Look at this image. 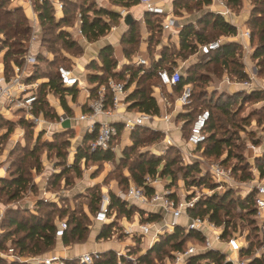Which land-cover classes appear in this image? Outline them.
I'll return each instance as SVG.
<instances>
[{"label": "trees", "instance_id": "1", "mask_svg": "<svg viewBox=\"0 0 264 264\" xmlns=\"http://www.w3.org/2000/svg\"><path fill=\"white\" fill-rule=\"evenodd\" d=\"M10 0H0V33L4 35V41L2 45L7 48L3 55L4 71L11 73L13 67L20 63V57L24 52V43L28 39L31 22L25 9L21 6L14 8H8L4 6L5 2ZM12 1V0H11ZM186 1H193V6L199 8L202 5L207 4L209 0H174L173 6L185 5ZM225 3L234 11H238L242 0H224ZM33 8L37 13L40 27V48L47 46L51 53H56L59 48H55L53 43L59 41L60 46L67 50L75 48L79 51V45L76 43V39L71 35L69 30L74 22V16L76 11L81 15L80 29L85 37L86 41L94 42L97 39L104 36L112 26L117 24L119 16L115 11L108 9L102 1L99 0H73L67 1L63 8V15L61 18L56 19L54 9L49 0H32ZM250 8L248 10V16L245 20V25L249 30V58H253L256 64L264 68V0H249ZM106 3L113 6L131 7L137 5L139 0H107ZM144 22L148 31L147 40V52L149 56V66L143 67L140 65L127 64L122 66L119 70H115V60L112 57V48L110 45L101 47L97 53V58L100 61L98 65L94 60H91L86 69H92L93 72H88L85 75L86 82L90 83L88 97L94 96L95 89L104 84L107 79H113L115 81H124L125 86L129 87L131 83H134L133 88L128 92L125 101L128 102V111H140L151 115H157L159 113L158 105L155 98L152 96L153 87L158 85V79L156 77V71L159 69H166L170 71L177 63V58L185 59L187 55L195 53L197 57L204 58L205 61L201 66H206L212 63L218 67L219 71L224 68L226 72L234 76L237 79H243L246 77L243 71V64L235 58V52L241 49L240 44L237 41L229 40L227 42H221L219 47L209 52L208 54H199L196 52V44H201L216 38L206 39L204 36V28L216 29L218 35H234L235 27L224 21L219 15L212 12L203 11L197 18V23L201 25V28L195 30L191 23H184L178 30V47L176 50H168L163 47L159 50V54L155 57L150 51L156 45L159 40L156 39V33H160L159 15H155L145 11ZM134 22L127 25V31L125 37L121 39V43L128 44V47L123 48V52L128 56L134 49L138 36L134 29ZM256 35V43H250L253 37ZM215 37V36H214ZM52 44V45H51ZM56 51V52H55ZM239 53V52H238ZM56 55V54H55ZM57 56V55H56ZM38 64L33 67L32 73L29 79L45 78L38 88V97L33 105L32 112L34 115L42 114L44 117L57 118V113L51 109V106L47 100V94L52 92L59 95L60 104L66 114L71 113V108L65 100V96L70 95L71 100L76 98L78 89L75 87H64L59 81L55 71L44 73V76L38 74L39 61L43 60L50 67L53 61H47L42 57L39 52L37 54ZM61 63L66 62L71 67L70 59L62 57ZM231 65L232 69L229 68ZM65 66V65H64ZM88 66V67H87ZM95 69V70H94ZM262 69H260L261 72ZM258 72V71H257ZM225 73V72H224ZM208 73H202L201 75H195L193 68L191 67L186 72L181 73L178 82L172 87L173 91L179 92L184 85L189 84L191 87V94L189 105L192 100L199 99L205 94L204 87L202 85L205 81H208ZM258 76V75H257ZM207 78V79H206ZM155 80V81H153ZM156 84V85H155ZM197 87L198 90H194ZM245 95L244 98L260 99L264 96L263 89H252L249 92L240 91ZM227 96H231L227 94ZM228 104L224 101L221 103H214L213 109L220 113L225 112ZM211 106L207 104V107ZM86 105L83 106L82 111H87ZM264 111V108H262ZM193 109H186L177 114V118H189L192 115ZM259 115V114H258ZM263 127H264V112L261 114ZM194 117V116H193ZM192 117V119H193ZM185 120V122H186ZM192 121V120H191ZM0 122L3 125H7L8 134L12 131L13 123L6 120L0 115ZM219 122V118L215 114H211L204 126L203 132L205 134L204 140L195 147L200 148L202 144V153L208 156L219 157L224 149L229 147L230 139L217 137L216 130ZM257 122L260 119L257 118ZM191 123V122H190ZM0 124V125H1ZM117 130H120L119 123H113ZM162 132L152 130L147 126H136L129 132V142L126 148L122 151V159L124 160V166L129 173V183L137 187H142L146 193H150L153 189L146 185V178H155L158 174L162 177L170 178L169 185H165L166 188L170 187L176 176L171 169L175 164L174 158H169L166 155L156 153H144L138 152L133 159L129 160L130 155L134 152L135 148L139 145H144L156 140ZM94 137V133H85L83 137V143L85 146H79L74 152L73 162L69 168L73 172L79 173L77 169L79 162H102L110 161L113 159V151L107 150H92L88 148V143ZM4 138V137H3ZM254 142H256L254 140ZM1 143V140H0ZM67 144V143H66ZM43 146L49 150H55L57 156H62L60 147L56 143L44 142ZM176 148L175 146H172ZM177 149V148H176ZM194 149V150H195ZM227 151V156H229ZM39 148L28 149L20 147L17 150L14 149L10 153L9 161V177H0V193L5 194V200L7 202L19 200L25 192L34 189L35 186L32 183L31 170L39 171L41 168V162L39 158ZM255 170L257 177H264V152L260 155H254ZM226 162V159L223 160ZM178 171H182V179L189 187L195 186H207L208 188H215L213 183L207 185L204 178L199 175L196 178H192V173H199L198 163L195 160H188L182 163H178ZM68 168L63 167L61 174L56 175L55 182L61 180L62 176L68 173ZM231 170H238L237 167L232 166ZM190 177V179H188ZM240 178H247L240 177ZM127 187V177H122L119 181ZM231 189H223L220 193H211L209 196H203L198 198L195 202L194 208L189 210L191 215H197L200 217L206 216L210 221L214 222L216 226L221 227L222 238H226L235 231V222L232 218L237 217L242 220L241 214H234V209H239L247 216L253 217L256 213L254 207V189L248 190L243 196H235L232 194ZM109 203L108 209L114 207L118 214L128 217L131 214V209L134 210V215L138 216L141 220H155L158 218V214L150 213L147 217H143V211L135 205L126 207V203L116 198V195L108 192ZM100 199V193H91L88 199V211L95 212L97 203ZM46 203L43 199H38L36 207L41 208ZM131 208V209H130ZM28 210V208H27ZM25 209L20 210L18 208L10 207L4 210L3 217L0 222V251H7L8 248H13L16 254L27 256L43 255L50 251L56 243V237L54 235V222L49 217H44L40 213H31ZM59 215H67V222L69 225L66 233L61 237L62 242L69 243L71 241L81 242L85 239V233L87 230V224L83 223L87 220L86 215L81 211L74 209H58ZM252 224L254 221L248 219ZM116 225L114 222H109L100 227L96 234V239H107L110 235L112 228ZM262 225L264 226V216L262 218ZM255 228V227H253ZM248 240V236L245 237ZM202 238L195 231L184 232L183 228L176 226L171 233H165L160 235L158 239L148 248L144 253L139 254L136 258V264H160L163 259H171V251L183 249L187 243L201 242ZM137 244L139 240H136ZM137 248L131 247L130 253H137ZM135 251V252H133ZM247 247H241L239 250V256L248 254ZM99 257L94 260V264H115V252L113 250H106L98 253ZM203 259H208L214 264H220L223 259V255L214 251H208L188 257L186 264H200ZM67 264H83L78 263L76 258L66 259ZM0 264H39L34 262H19L16 260H8L0 256ZM127 264V263H125ZM247 264H261L257 258H253L247 262Z\"/></svg>", "mask_w": 264, "mask_h": 264}, {"label": "rangeland", "instance_id": "2", "mask_svg": "<svg viewBox=\"0 0 264 264\" xmlns=\"http://www.w3.org/2000/svg\"><path fill=\"white\" fill-rule=\"evenodd\" d=\"M102 3L105 4L103 0ZM16 4L17 3L15 0H10L5 2L4 6L8 8H14L17 7ZM110 5L107 4L106 7L116 12L119 11L118 8H116L117 6L111 7ZM178 6H181L180 8L183 9L188 15L193 14L194 11L201 10V8L198 9V7L193 6V1H186L185 5L180 4ZM139 7L140 6H138V8ZM130 8L131 7H128L126 9ZM196 25L197 29L201 28L200 24ZM133 26L137 33L136 25L134 24ZM112 28L115 29V32H121L120 39L125 37V32L128 30L120 23L119 19L117 24H115ZM114 29L112 30L113 32ZM215 30L216 29H210L208 26L205 27V38L220 39L221 35H218ZM111 33L109 31L104 36L94 41V43H92L90 46H87L84 51L80 46L78 49L79 51H77L75 48L67 50L60 46L59 41H56L53 43V45L55 48H59V50L57 52L55 51L56 53L53 55V53L48 50L47 46H44L39 50V54L47 61L52 60L53 64L49 67L47 62L45 63L43 60H40L38 74L40 76H44V73L54 72L57 66L69 65L66 62H60L61 58L65 57L67 59L69 58L70 62H73V64L76 65V70L74 71L76 76L79 79H83L85 74L83 71V65L87 60L93 59V56L96 54V52L92 53L94 51L93 49L96 48L95 45L102 44L103 41L107 40V37L111 36ZM155 38H158L159 42L156 45L152 44L153 48L150 51L153 55H156L158 50L163 47H166L168 50H176V46L171 41L163 39L161 32L159 34L156 33ZM2 41H4V35L0 33V63L2 62L4 64L3 55L7 48L2 45ZM137 42L134 46V49L137 48ZM256 42L257 40L255 35L250 43ZM116 53H118V51H116ZM148 56H151L150 53ZM248 56L249 55H246V52L243 48L240 50L238 49L235 52V58L242 62L243 71L246 74V77L243 79H237L230 75L228 72H226L225 68L222 71H219L218 67L212 63H209L206 66H201L205 59L197 57L194 52L187 55L185 59L176 57L175 59L177 63L174 65V68L180 67L183 73L192 67L195 75H201L202 73H208L207 75H209L208 81H205L202 85V87H204L205 94L199 99L192 100V103L186 108L193 109V112L192 115L187 118L188 120L183 118L184 123H182L183 125L180 127L178 138L174 141L180 150L172 147L174 146L172 142L171 144H165V139L167 138H165L164 134L162 133V135H160L156 140L137 146L134 152L130 155L129 160L133 159L138 152H153L161 155L164 154L169 158H174L175 164L171 167V169L173 170L176 179L174 180V183L167 188L173 189L177 194H182L183 190L191 191L189 192L190 196L197 198L209 196L211 193H220L223 191V189L227 188L232 190L233 195L240 197L243 196L252 185L264 184V177H257V173L254 168V154L251 152V150H249V146L253 145L258 150L255 155H260L262 152H264V127L263 121L261 119V114L264 112L262 110V108H264V96L260 99L244 98L245 95L240 91L249 92V90L239 88L240 83L245 81L250 75L254 76L257 81H260L262 83L261 85L264 87V68L260 67L261 65L258 66L255 60L251 57L249 58ZM229 68L232 69L231 65H229ZM260 69H262L261 72ZM88 71L93 72L92 69H89ZM224 72L228 77L229 83L226 85H220V87H218V79H220L222 73ZM6 75L9 76L10 73H6ZM86 83L90 85V83ZM87 84H83L84 90H86ZM197 90L198 88L195 87L192 91L196 92ZM78 91L79 92L74 100H71L70 95L65 96V100H67L68 106L71 108V113L67 114L69 116L73 115L74 111L77 112V106H79V108L81 107L79 104H81L84 100L83 95H86L84 91ZM160 91L162 93L166 92L164 88L160 89ZM227 94H230L231 96H227ZM47 100L51 106V109L57 113V118L52 116L44 117L42 114L30 115L23 108L15 111L11 109L7 111V116L5 118L6 120H9L13 123L11 126L12 131L9 134L7 132V125H3L0 122V174L5 173L4 176L0 177H9L8 166L9 161L11 160L10 153L14 149L17 150L20 147H25L28 149L39 148L38 155L41 162V168L39 171L31 170L32 183L34 184L35 188L25 192L19 200L12 202H7L5 200V194L0 193V208L3 209V211L13 206L14 208H18L20 210H27L28 208L27 211H30L31 213H40V215L44 217H49V219H51L54 223L60 219H67L68 214L60 216L58 209H74L76 211H81L87 217V220L83 221V223L87 224L85 239L81 242L71 241V244H83L88 240L92 244L94 242L100 244V239L98 240L94 238V235L96 234V232L94 234V231H98L99 228H96V226L91 221L92 212L88 211V199L91 193H100L101 196L102 193H108L109 191L116 193L119 189H125L126 185L119 182L122 177H127V185L129 184V173L123 163L124 160L122 159V151L124 148L130 145V142L124 141V144L119 145L120 139L118 138L116 143L113 145V159L110 161H87L84 163L81 161L77 166L79 173L69 170L73 162L74 152L77 147L86 145V142L83 143L84 135L82 128H80L82 126L78 124L79 122H71V125H75V128L71 127L63 129L62 126H59L58 124L60 121V115L66 114V112L60 104L59 95L49 92L47 94ZM222 101H225L228 105L226 106L225 112L220 113L219 111L213 109V104H218ZM207 104H210L211 106L207 107ZM201 109H207L209 116L211 114H215V116L219 118L216 130L217 137L230 139L229 147L224 149L219 157L203 154L201 149L202 144L200 148L193 151L195 161L198 163L199 173L194 172L190 175H192V178H196V176L199 175L200 177L204 178L207 185L209 183H213L215 188H208L207 186L189 187L182 179L183 170L178 171V167L180 166L178 163L184 162L181 151L188 149L184 140L187 137L190 122L192 117ZM257 118L260 119V122H257ZM153 120L154 121L152 122H146L145 125L150 128L162 131L158 127L161 124L159 122L161 119L155 117ZM154 122L157 124L155 127H153ZM254 140L256 142H254ZM44 142L56 143L60 147L61 153H63V155L61 157L57 156L55 150H49L47 147L43 146ZM227 151H229V156H227ZM224 159H226V162H223ZM215 164H219L224 169L230 170L229 180H213L210 174V167ZM232 166L237 167L238 170L232 171ZM63 167L68 168V173L64 174L61 180L55 182L56 175L61 174ZM245 176L247 177L246 179L240 178ZM155 178L158 179V181L155 183L157 187L162 185L168 186L170 183V178L168 177H162L157 174ZM188 179H190V177ZM38 199H43L46 201V203L42 205L41 208L36 207V202ZM134 212L135 211L131 209V214L128 217H125L121 214H118L114 207L110 208L108 211V217L111 218L110 222H114L116 224L111 230L113 232V237H110L109 240H111L110 242L116 245L117 250H119L120 247L129 240L135 243L133 248H137L136 250H139L141 247H138L140 241L137 244L136 240L138 237L136 235L128 236L127 234L124 235L122 233L124 229L122 224L126 223L124 222L125 220L127 222H131ZM232 212L234 214L242 215V220L238 219L237 217L232 218V221H234L236 225L235 231H233L232 234L238 236V241L241 244V247H247L248 245L249 249L248 254L242 255L240 257L245 258L248 261L253 258H257L261 264H264V226L261 223V219L256 215L253 217L247 216L237 208ZM248 219H252L254 222L252 224H248ZM246 236H248V240L245 239ZM107 243L109 244V242ZM56 244L57 243H55V245L52 247V250H55ZM85 245L86 244L83 246ZM105 246L107 245L105 244ZM3 253H7V251H3ZM159 263L166 264V260L163 259Z\"/></svg>", "mask_w": 264, "mask_h": 264}, {"label": "built area", "instance_id": "3", "mask_svg": "<svg viewBox=\"0 0 264 264\" xmlns=\"http://www.w3.org/2000/svg\"><path fill=\"white\" fill-rule=\"evenodd\" d=\"M43 1V0H39ZM54 12L63 11L64 5L67 1L73 0H49ZM143 5L144 11L162 16H166L163 7L157 4L154 0H139ZM212 7V13L219 15L224 21L232 24L235 27V34L238 38V43L245 51H249V43L242 44V40L249 41L250 33L246 26L240 27L234 21L235 14L233 10L225 3L224 0H209L208 2ZM26 6L30 12L31 30L28 39L24 43V52L20 57V63L13 67L10 75H6L4 66L0 63V115L6 118L7 111L25 109L30 115H34L32 112L33 105L38 97V88L42 80L29 79L32 69L38 64L37 54L38 44L40 43V27L37 13L33 8L32 0H17L16 6ZM117 11L120 20L125 15V11L122 7ZM163 29H168L171 21L169 19H161L159 22ZM81 15L79 12L75 14L74 30L71 33L73 36H79L85 39L81 29ZM86 40V39H85ZM221 41L220 39L210 40L204 43L197 44L196 52L199 54H208L211 51L216 50ZM132 64L137 66L147 67V59L143 57H136L132 60ZM59 81L64 87H75L76 89L84 90L83 84H87L84 80L79 79L72 67H66L60 65L55 71ZM179 67L172 68L170 71L162 68L156 71V77L158 84L166 87H173L181 76ZM221 82L228 83V77L224 76ZM242 89H263V85L258 83L257 79L250 75L245 81L240 83ZM90 88V85H86ZM158 88V87H157ZM129 87L125 86L124 81H115L113 79H107L104 84L99 85L94 92L93 98L87 102V111H80L77 114L71 116L67 114L60 115L59 124L68 119L71 121H87V125L83 130L85 133H94V137L88 143V148L92 150H113V145L117 139H120L119 145L124 141H129V132L136 126H146V122H151L154 118L153 115L140 112V111H128L125 98L128 94ZM86 97H88L89 91L86 88ZM191 89L190 85H184L179 93L174 97L173 104L177 107H183L189 103ZM152 96L156 99L159 98L165 105H169L167 98L161 94V92H152ZM122 109V113L118 112ZM41 115V114H38ZM119 115L120 130H117L113 123L107 121H100L98 116L108 117ZM171 115H162L164 122H169ZM209 118V112L207 109L199 110L193 117L186 139L184 140L188 149L185 153H182L184 161L190 159L195 160L193 151L197 145H199L205 138L203 132L204 126ZM148 127V126H147ZM1 132V131H0ZM165 144H171L170 139H165ZM251 150H255L253 145H250ZM210 174L213 180L227 181L230 179V170L224 169L219 164L212 165L210 167ZM158 179L146 178V185L153 190L150 193H146L142 187H137L132 183H129L123 190H117L116 198L126 203V207L135 205L143 211V217H147L150 213L158 214V218L151 221L141 220L138 216L134 215L131 222L122 224L124 235L138 237L140 249L137 253H130V247H134L135 243L123 244L119 250H115V264H136V258L139 254L144 253L152 244L158 239L160 235L165 233H171L176 226L183 228L184 232L195 231L197 232L202 241L199 243H187L181 250L171 251V259H166V264H186L188 257L208 251H214L223 255L222 263L229 261L231 264H247V259L239 256V250L241 244L238 241V236L231 234L226 238H222L221 227L216 226L214 222L210 221L206 216L200 217L197 215H191L189 210L194 208L197 197L190 196L187 190H183L182 194H177L173 189H168L166 186H160V189H156L155 183ZM254 189V207L256 210L255 215L260 219L264 216V184H254L249 187L248 190ZM108 193H102L97 203V208L91 216L92 223L100 229L101 226L109 223L111 218L108 217ZM3 209L0 208V222L3 217ZM183 218L181 222L179 219ZM123 219H125L123 217ZM54 235L56 239L61 237L68 230L69 224L67 219H60L54 223ZM2 232L0 228V233ZM113 237V232L107 239ZM136 237V238H137ZM138 246V247H139ZM0 256L8 260H16L19 262H34L39 264H67L65 259L56 253H49L45 256H28L16 254L13 248H8L7 253L0 251ZM99 257L98 252L82 253L75 257L78 263L94 264V260ZM200 264H214L208 259H203Z\"/></svg>", "mask_w": 264, "mask_h": 264}, {"label": "crops", "instance_id": "4", "mask_svg": "<svg viewBox=\"0 0 264 264\" xmlns=\"http://www.w3.org/2000/svg\"><path fill=\"white\" fill-rule=\"evenodd\" d=\"M14 1V0H12ZM99 1H102V0H99ZM107 0H103V2H105V6L107 5L106 3ZM157 4L161 5L165 11V14L166 16L163 18L162 16H159V22L161 21V19H169L171 21L168 29H163L160 25V32L161 34L163 35V39L164 40H169L171 41L175 46L176 48L178 47V30L181 28V26L184 24V23H191L193 28L195 30H198L197 29V18L199 17L200 14H202L203 11H208V12H212V7H209L208 5H210L209 3L207 4H204L202 5L201 7V10L199 11H194L193 14H186L184 12L183 9H181L180 7L181 6H178V7H175L173 6V2L174 0H154ZM15 2L17 3V0H15ZM109 4V3H108ZM17 5V4H16ZM23 8L25 9L28 17L30 18V12H29V9L28 7L26 6V4H23ZM110 5V4H109ZM111 7H114L113 5H110ZM138 6H140L138 8ZM22 7V6H21ZM119 7H122V6H117L116 8H119ZM124 9V11L128 14H130V16L132 17V20L133 22L135 23L136 27H137V35H138V41L137 42V48L134 49L128 56H126L123 52V48L125 47H128V44H125V43H121V39H120V33L121 32H115V29L114 28H110L111 32H113L112 30L114 29V32L111 33V36L110 37H107V40L106 41H103L102 44H99V45H95L96 48H94L92 53H95L96 54L93 56V59H89L85 62V64L83 65L84 66V69L83 71L85 72L84 74V78L81 79V80H85V75L89 72L88 69H85L86 65L91 61V60H94L98 65L100 64V61L99 59L97 58V53L99 51V49L105 45H110L111 48H112V57L114 58L115 60V70H119L120 68H122V66L124 65H127V64H131L132 63V60H134L136 57H143L145 59H147V62H148V66H149V56L147 54V40H148V31H147V27H146V24L144 22V19H145V11H144V8H143V5L141 3H138L137 5H134V6H131L130 9H126V7H122ZM128 8V7H127ZM250 8V5H249V2L247 0H242L241 1V4L239 6V9L238 11H233L234 14H235V19L234 21L236 22V24H239L240 27H243V26H246L245 25V20L248 16V10ZM112 10V9H111ZM114 11V10H112ZM116 12V11H115ZM77 13V11H76ZM75 13V14H76ZM117 13V12H116ZM125 13V14H126ZM118 14V13H117ZM186 14V15H185ZM63 15V11L61 12H57L55 13V17L56 19H59L61 18ZM119 20H120V17H119ZM74 22H75V16H74ZM74 22L71 26V28L69 30H71L70 32L72 33L73 30H74ZM120 23L125 26L127 28V25H125L123 22H122V19L120 20ZM108 31V32H109ZM72 35V34H71ZM73 36V35H72ZM74 38L76 39V43L83 48V51L84 49L87 47V46H90L92 45V43L94 42H88L86 41L85 39H83L82 37H79V36H74ZM229 40H232V41H238V38L236 36V34L234 33V35H224V36H220V41L221 42H227ZM41 43V42H40ZM40 43L38 44V50L40 48ZM96 43V42H95ZM247 43H249V41L247 40H242V44L246 45ZM197 45V44H196ZM248 45V44H247ZM161 46V45H160ZM240 47H241V44H240ZM160 48V47H159ZM242 48V47H241ZM197 49V47H196ZM118 51V53H116V51ZM160 50V49H159ZM159 50H158V53L156 55H154L155 57L158 56L159 54ZM246 52V55H248V50L245 51ZM84 53V52H83ZM69 56V55H68ZM70 57V56H69ZM249 57V56H248ZM2 63V62H1ZM3 64V63H2ZM147 66V67H148ZM71 67L72 69L75 71L76 70V65L73 64V62H71ZM179 70L181 71V68L179 67ZM182 72V71H181ZM183 73V72H182ZM224 76H227L226 73H222L220 79H218V82H217V86L220 87V85H226L228 83H225V82H221L222 78ZM42 81H45V78H40ZM258 83H261L260 81H258ZM262 84V83H261ZM134 86V83H131L130 86H129V90L128 92L133 88ZM240 89L242 88L241 85H239ZM158 87V88H157ZM164 88V90H166L165 93H162L160 91V89ZM87 89L89 90V87H87ZM219 89V88H218ZM80 90V89H78ZM84 91V90H82ZM153 93L156 91L158 92H161L162 95H164L167 100L169 101V105H165L163 103V101H161L159 98H156V103L158 105V109H159V113L157 115H153L154 118L155 117H158L161 119V121H159L161 124L158 126L162 131L165 138L167 139H170V141L172 142V144L178 149L180 150L176 144H175V139L178 138V135H179V130H180V127H182V123H184V120L183 118H177V114L178 113H181V111H185L187 106H183V107H177L176 105H174L173 103V100H174V97L179 93L173 91L172 87H166V86H161V85H157L156 87H153ZM79 92V91H78ZM85 92V91H84ZM86 93V92H85ZM84 96V100L82 101L81 104H79L81 107L79 108V106H77V112L74 111L73 113L74 114H77L78 112L82 111V106L86 105L87 107V102L90 101V97H86L85 95ZM68 104V103H67ZM127 109V108H126ZM168 109V111H167ZM119 113H122V109L118 112ZM164 114H168V115H171L170 116V121L169 122H164L162 120V115ZM153 118V119H154ZM98 120L100 121H107L109 123H118V121H120V118H119V115H114V116H108V117H103V116H98L97 117ZM151 120L154 121V120ZM179 119V120H178ZM71 122H79L78 124L81 125L82 127V132L84 130V128L86 127L87 125V121H71ZM155 122H158V121H155ZM155 122L153 123V127H155L157 124H155ZM60 126V125H59ZM75 128V125H71L70 123V128ZM77 127V126H76ZM63 128V127H62ZM150 128V127H149ZM63 129H66V128H63ZM152 130H156V129H153L151 128ZM159 131V130H157ZM129 142V141H128ZM124 144V143H123ZM121 145V144H120ZM187 150V149H186ZM185 150V151H186ZM251 150V149H249ZM184 150L181 151V153H185ZM257 149L255 147V150H251V152L255 155V153H257ZM4 174H0V176H4ZM161 182V181H160ZM156 189H160V186H156ZM125 220V219H124ZM181 222L184 221L183 218H180L179 219ZM261 223H262V219H261ZM97 234V230L94 231V234ZM96 234L94 235V238H96ZM56 248L55 250H50L48 252H46L45 254H43V256L49 254V253H56L58 255H60L63 259H71V258H75L77 257L78 255L82 254V253H86V252H102V251H105V250H117L116 248V245L112 242H110L111 240L109 239H100V244H97L96 242H94L93 244L88 240L87 242L83 243V244H71V242L69 243H64L62 242L61 239H56ZM102 242V243H101ZM109 242V244L107 243ZM132 241H127L126 243L124 244H131ZM84 244H86L85 246H83ZM105 244L107 246H105ZM139 246V245H138Z\"/></svg>", "mask_w": 264, "mask_h": 264}, {"label": "water", "instance_id": "5", "mask_svg": "<svg viewBox=\"0 0 264 264\" xmlns=\"http://www.w3.org/2000/svg\"><path fill=\"white\" fill-rule=\"evenodd\" d=\"M122 22L125 24V25H129L131 22H133L132 20V17L130 16V14L126 13L123 18H122ZM61 126L63 128H70V121L68 119H66L65 121L62 122ZM222 264H231L229 261H226Z\"/></svg>", "mask_w": 264, "mask_h": 264}]
</instances>
